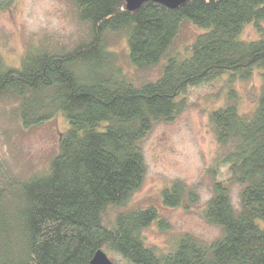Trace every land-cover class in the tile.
<instances>
[{
  "label": "trees",
  "instance_id": "obj_1",
  "mask_svg": "<svg viewBox=\"0 0 264 264\" xmlns=\"http://www.w3.org/2000/svg\"><path fill=\"white\" fill-rule=\"evenodd\" d=\"M68 1L88 26L87 39L57 52L29 51L18 67L0 58V97L18 100L23 127L57 112L68 122L46 169L0 185V264H89L99 249L115 254V264H264V0H186L173 9L146 1L133 11L123 0ZM183 20L205 30L185 54L168 55ZM252 20L261 36L239 39ZM118 32L134 72L165 59L155 79L135 81L107 48V34ZM255 66L263 82L255 108L241 114L229 102L209 113L222 148L217 162L240 185L239 208L215 182L202 216L220 236L185 233L159 253L142 233L156 218L163 224L156 208L124 207L145 176L142 139L183 110L189 87L226 71L249 79ZM161 194L168 206L196 197L180 180ZM110 207L119 210L108 218Z\"/></svg>",
  "mask_w": 264,
  "mask_h": 264
},
{
  "label": "rangeland",
  "instance_id": "obj_2",
  "mask_svg": "<svg viewBox=\"0 0 264 264\" xmlns=\"http://www.w3.org/2000/svg\"><path fill=\"white\" fill-rule=\"evenodd\" d=\"M0 3L5 4L0 9V58L8 66L18 67L29 51L57 52L89 37L88 26L76 18L75 6L68 0H0ZM190 22L180 23L168 55L185 54L197 34L205 30ZM259 25L264 33V18ZM241 31L242 40L261 36L253 20L245 23ZM107 40V48L117 52L120 64L132 71L135 81L158 76L165 59L146 71L134 72L126 56L125 34L108 33ZM262 83V68L255 66L249 79L233 77L226 71L212 81L193 85L185 92L183 110L171 120L155 123L142 139L145 176L124 207L156 208L163 224L159 225L156 218L142 233L146 244L159 253L169 251L185 233L207 241L220 236V227L202 216L215 182L227 187L234 207L239 208L240 185L230 179L227 166L217 162L222 148L210 127L209 113L229 102L237 106L239 113H250L256 106ZM17 105L14 96L0 97V185L46 169L58 152L60 134L68 127L61 112L40 124L23 127L16 116ZM176 180L194 191V202L184 195V205L164 204L162 190ZM117 210L118 207H110L107 217H113ZM106 254L113 262L117 258L115 254Z\"/></svg>",
  "mask_w": 264,
  "mask_h": 264
},
{
  "label": "water",
  "instance_id": "obj_3",
  "mask_svg": "<svg viewBox=\"0 0 264 264\" xmlns=\"http://www.w3.org/2000/svg\"><path fill=\"white\" fill-rule=\"evenodd\" d=\"M123 1L126 5V8L130 11H133L139 8V6L142 3L144 2L146 3V1H154L157 3H161L166 7L173 9L178 7L181 3H183L186 0H123ZM89 264H115V263L111 259H109L105 251L99 249L94 253Z\"/></svg>",
  "mask_w": 264,
  "mask_h": 264
}]
</instances>
